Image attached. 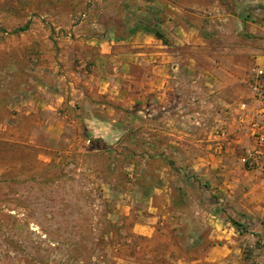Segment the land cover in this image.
Wrapping results in <instances>:
<instances>
[{
	"label": "rangeland",
	"instance_id": "obj_1",
	"mask_svg": "<svg viewBox=\"0 0 264 264\" xmlns=\"http://www.w3.org/2000/svg\"><path fill=\"white\" fill-rule=\"evenodd\" d=\"M161 4L179 6L185 19L198 9L206 25L234 27L219 30L223 41L211 46L228 48L244 65L222 77L219 97L204 84L182 91L181 102L195 113L188 130L202 138L187 143L189 154L170 150L162 120L154 133L147 105L143 123L133 122L132 90L117 92L128 77H114L122 65L82 43L108 34L99 27L91 34L90 22L122 33L125 13L131 18L132 9L151 12ZM249 24L264 25V0H0V264L204 261L207 250L225 245L233 246L226 259L220 255L226 264H264V177L239 160L247 139L229 114L239 100L252 104L261 35ZM125 69L138 77V68ZM106 84L113 91L100 92ZM221 122L232 134L229 151L218 155L208 139ZM200 157L205 165L193 172ZM166 185L170 206L158 198L162 212L155 214L150 198ZM155 215V235L134 231Z\"/></svg>",
	"mask_w": 264,
	"mask_h": 264
},
{
	"label": "crops",
	"instance_id": "obj_2",
	"mask_svg": "<svg viewBox=\"0 0 264 264\" xmlns=\"http://www.w3.org/2000/svg\"><path fill=\"white\" fill-rule=\"evenodd\" d=\"M94 10V8L89 9V14ZM132 10L131 18L126 13L122 16L123 21L120 25L122 33H115L109 25L104 27V22L101 24L90 22L91 34L94 27H99L101 31L106 30L108 34L102 37L89 36L82 39V43L87 44L86 47L92 53L97 52L100 59H116L117 65H122L121 69L119 66L115 67L117 72L114 77H128L123 79V83H126L119 87L122 90H117V92L129 93L132 90L133 94L129 104L131 108L138 110L135 114L138 117H133V122L138 125L143 123L140 118L143 111L140 109L147 105L150 116L148 124H153L154 133L156 132V119L162 120L166 126L162 134L165 137L163 139L167 141L170 150L179 146L183 152L189 154L187 143H201L202 138L188 130L189 123H193L191 118L195 117V113L191 112L190 106L192 105L189 102H186V105L181 102L185 97L182 91H185V88L197 91L200 88L203 89L204 84L207 86L208 93H214L216 97L221 96L227 83V80L223 81L222 77L238 74L244 65L228 48L217 47L216 49L211 45L222 43L221 30L235 33V28L229 25L215 27L206 25L198 20L201 14L198 9L186 14L188 17L185 19L182 16L184 11L173 4L157 5L155 11H151L152 13L140 9ZM194 17L197 20H192ZM146 18H148L147 22L144 21ZM247 28L249 32L261 35L256 61L257 65L264 67V25L249 24ZM129 67L138 68V77L135 72L128 73L129 71L125 68ZM90 80L95 79L92 76ZM86 82L91 91L96 90L95 84L90 81ZM124 85H127L126 89L123 88ZM101 89L103 90L100 92L103 93L106 90L113 91L108 88V84L101 85ZM223 103L226 104V102ZM108 112L113 114L115 110L109 108ZM176 113L180 114L181 123L188 125L187 129L179 126ZM229 114L233 116V111L231 110ZM201 160L200 157L195 164H191L193 172H198L205 165ZM154 189L149 207L155 214L158 212L160 214L164 206H170L172 187L166 185ZM161 197L167 203L162 208L161 202L157 201ZM157 218L155 215L153 221L149 219L146 222H136L134 231L152 237L156 234L154 222ZM223 248L222 252L217 246L207 250L204 261L203 259L183 258L165 264H226L229 260H221L220 255L226 259L233 252V246L225 245ZM132 264L136 263L132 262Z\"/></svg>",
	"mask_w": 264,
	"mask_h": 264
},
{
	"label": "built area",
	"instance_id": "obj_3",
	"mask_svg": "<svg viewBox=\"0 0 264 264\" xmlns=\"http://www.w3.org/2000/svg\"><path fill=\"white\" fill-rule=\"evenodd\" d=\"M250 88L252 104L239 100L231 110L247 139L239 160L249 170L258 171L264 177V67L256 66ZM231 134L226 122L215 126L210 138L211 149L218 155L229 151Z\"/></svg>",
	"mask_w": 264,
	"mask_h": 264
},
{
	"label": "trees",
	"instance_id": "obj_4",
	"mask_svg": "<svg viewBox=\"0 0 264 264\" xmlns=\"http://www.w3.org/2000/svg\"><path fill=\"white\" fill-rule=\"evenodd\" d=\"M26 28H28V25H25V26L21 27L19 30H25ZM161 152H162V151H161ZM158 155L163 156V157H166L167 154H166V153H159ZM169 163H170L171 165H173V162L169 161ZM178 171L186 175V172H185L182 168L179 169ZM195 180H196L197 182L201 183L200 180H199L198 178H195ZM176 190H177V193H178V197H179L180 199L183 198V197L185 196V193H184V189H183V187H181L180 185H177V186H176ZM230 220H231L232 224H233L234 226H236L238 229L241 228V231H242V232L245 231V230H244V226H243L242 223H240L239 221H237V220H235V219H230Z\"/></svg>",
	"mask_w": 264,
	"mask_h": 264
}]
</instances>
